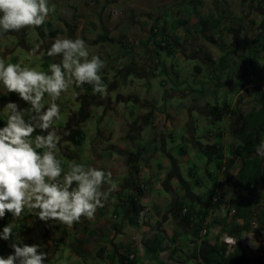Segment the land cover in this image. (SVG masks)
Listing matches in <instances>:
<instances>
[{"label":"crops","instance_id":"crops-1","mask_svg":"<svg viewBox=\"0 0 264 264\" xmlns=\"http://www.w3.org/2000/svg\"><path fill=\"white\" fill-rule=\"evenodd\" d=\"M73 1L49 0V7L55 10L41 28L34 29L36 34L27 39L36 43L33 46L25 39L32 28L0 36V58L6 64L20 63L17 51L24 50L33 59V62L25 60L26 63L47 72L50 64L60 60V57L46 54L54 40L81 38L88 47L89 58L96 55L105 61L106 66L99 74L108 86V95L101 98L100 94H93L89 84L80 88L73 85L68 92L70 98L72 92L79 93L77 99L71 98L74 114L67 121L56 122L55 127L61 135L64 131L70 133L59 145L66 169L68 162L74 160L86 167L110 171L118 190L109 194L93 220L82 217L81 222L71 228L55 221L41 222L26 211L22 220L6 215L0 220V230L9 222L14 224V231H18L23 244H39L41 251L47 253L45 264H127V256L133 260L132 264H176L177 261L193 264L192 250L200 238L196 236L194 225L184 220L180 209L191 207L199 214L205 213V222L211 232L208 241H216L219 228L213 219L224 216L222 208L214 202L218 185L224 180L222 170L216 169L218 158L221 157L222 165H227L228 171L235 174L238 161L230 151L233 118L258 109L264 98V77L254 81L264 67L257 63L262 52L258 25L264 18V6L259 9L258 3L254 1L253 4L252 0ZM118 4L123 9H116ZM209 5L213 11L209 10ZM117 10L119 17L110 15ZM211 12L222 20V27L214 33L212 42L204 38L208 34L201 35L198 26L199 18ZM159 13L162 16L156 26L165 30L164 36L171 43L173 55L169 58L173 60L170 62H163L153 41H149L153 20L146 14L155 17ZM179 21H184V25L177 24ZM126 25L129 30L119 33ZM237 26H242L243 30L240 41L235 43L227 30ZM13 35L20 36L19 40ZM222 35L230 36L228 44ZM97 46L100 48L93 53ZM37 47L39 51L31 55V49ZM222 60L223 66L220 65ZM182 68L187 70L186 75L192 78L195 86L199 78L203 79L200 83L204 94L187 89L188 84L183 80L186 75L179 71ZM196 68L200 69L199 75L195 73ZM153 85H159L160 93L154 94ZM171 87L176 89L172 91ZM4 93L0 85L3 125L7 102L29 107L16 95ZM109 95L112 102L116 96L123 103L121 107L118 105L116 121L109 124L103 119L98 127L92 125L82 144L87 110L92 104L98 106L99 114L109 109ZM173 96L177 100L167 101ZM224 104L229 105L228 113L214 118L210 109ZM139 133L145 141L133 145ZM34 136L35 133L33 139ZM151 140L156 143L147 145ZM186 145L197 152L200 164H186L181 168L188 154ZM108 187L106 184L102 190ZM137 188L143 191L140 197L136 195ZM223 188L228 196L233 194L225 180ZM258 191L263 189L258 188ZM133 200L148 210L145 232H140L132 222ZM156 231L162 234L165 249L156 259L150 260L139 244ZM12 242L0 240V256L12 253L9 247Z\"/></svg>","mask_w":264,"mask_h":264},{"label":"clouds","instance_id":"clouds-1","mask_svg":"<svg viewBox=\"0 0 264 264\" xmlns=\"http://www.w3.org/2000/svg\"><path fill=\"white\" fill-rule=\"evenodd\" d=\"M54 10L49 0H0V36L41 28ZM38 51V47L33 48L30 54ZM46 54L60 57L59 62L48 66L47 72L21 67L20 63L6 64L0 58L4 94H14L29 106L22 108L14 101L4 105L6 123L0 126V220L8 214L22 220L27 211L41 222L55 221L71 228L82 217L93 220L118 185L110 171L86 167L74 160L68 162L65 171L56 153L64 136L70 133L64 131L61 135L55 127L61 119L57 101L73 85L80 88L84 84L92 85L93 94L106 97L108 86L99 74L106 65L99 56L89 58L81 38H56ZM78 96L71 93L73 100ZM257 154L264 158V142L258 146ZM106 184L109 187L102 190ZM15 227L9 222L0 230V240L13 241L9 245L12 253L0 256V264H45L47 253L39 244H23Z\"/></svg>","mask_w":264,"mask_h":264},{"label":"trees","instance_id":"trees-1","mask_svg":"<svg viewBox=\"0 0 264 264\" xmlns=\"http://www.w3.org/2000/svg\"><path fill=\"white\" fill-rule=\"evenodd\" d=\"M260 0H252L253 4ZM146 16L153 20V24L149 29V41H153V45L164 51L168 56L173 55L171 43L169 39L164 36L165 30L159 29L158 22L161 20L162 14L159 13L153 17L152 14H146ZM166 17L167 14H164ZM184 25V21H179L177 24ZM175 24V25H177ZM173 25V28L175 27ZM201 35L209 41L214 40V33L221 29L222 20L214 13H210L207 17L201 18L198 21ZM260 30L259 35V48L264 51V18L258 25ZM172 28V27H171ZM243 30L242 26L228 29V33L231 35L233 42L238 43L240 41V33ZM157 37L160 39L157 40ZM221 66L224 65L223 60ZM47 67V66H46ZM196 74H200V69H195ZM258 77H264V67L261 69L259 76H256L254 81L260 80ZM105 84V81H103ZM238 87H242L241 85ZM260 90V87H257ZM92 90V85L89 88ZM214 118L219 119L222 114L228 113L229 105L224 104L222 106H214L210 109ZM234 122L230 128V135L233 139V143L230 144V151L232 155L237 157L238 167L235 174L228 171L227 165H222V158H218L216 164L217 171L222 170L224 173V180L233 192L231 196H228L223 188V182H220L216 190L217 194V206L221 207L225 203L224 216L222 218H214L213 223L218 229V235L215 242H209L208 235L201 237L199 234L200 227L205 222L207 215L200 213L191 207H186L187 212L182 213V207L180 209L181 214L184 216L186 222L193 224L196 236H199L200 241L193 248L192 260L193 264H251L249 256L243 249L240 239L249 232H253L258 238L264 239V158L257 154V148L264 142V98L261 99V104L258 109H251L245 115H236L233 118ZM3 125L0 121V126ZM156 141L151 140L149 146H152ZM79 144V142H78ZM154 151L157 149L154 146ZM223 167V169H222ZM210 179H214L209 176ZM262 187L263 192H259L258 188ZM137 196H142L143 191L137 188ZM134 215L132 222L135 225L138 212L143 207L137 205L135 200L132 201ZM233 211V212H232ZM232 212V213H231ZM256 227L253 228L252 225ZM222 235H228L237 239L235 246L232 250H227L226 246L219 242V237ZM163 236L160 232H154L151 236L143 240V246L146 256L150 260L156 259L159 253L165 248L162 246ZM173 255V252H170ZM132 264L133 260L126 257ZM176 264H183L182 261H177ZM259 264H264V259L259 261Z\"/></svg>","mask_w":264,"mask_h":264},{"label":"rangeland","instance_id":"rangeland-1","mask_svg":"<svg viewBox=\"0 0 264 264\" xmlns=\"http://www.w3.org/2000/svg\"><path fill=\"white\" fill-rule=\"evenodd\" d=\"M70 1V0H69ZM77 1H81V0H75V1H73V2H77ZM66 4H68V2H66ZM209 7V10H212L213 11V9H212V6L211 5H209L208 6ZM123 9V7H122V5L121 4H118L117 6H116V9ZM204 8H205V6H204ZM115 9V10H116ZM117 13H118V15H119V12H118V10H117ZM199 16V15H198ZM117 17H119V16H117ZM57 19V17L54 15V21H57L56 20ZM199 19H201V17L199 18ZM106 20H107V18H106ZM105 21V20H104ZM129 30V25H126V27H124V28H122V29H120V31H119V33H124V32H127ZM22 31V30H21ZM20 31V32H21ZM36 33L34 32V29L32 28V30H30V31H28L27 32V36L25 37V39L27 40V39H29V37H32V35H35ZM222 39H224L223 41L226 43V44H228L230 41V36H223L222 35V37H221ZM264 38V37H263ZM8 40L9 41H11L12 39H11V37H9L8 38ZM25 40V41H26ZM27 43H28V45H35L36 43L35 42H31L30 40H27ZM101 43V42H100ZM105 44V43H104ZM104 47H108V46H104ZM100 47L99 46H97V48L96 49H93V53H96L97 52V50L99 49ZM91 50V49H90ZM18 53H19V58L21 59V61L22 62H20V64H21V67H24V66H28V67H30V68H33V66L31 65V64H28V63H26V61L25 60H28L29 62H33V59H32V57H29V56H27L25 53H24V50L23 51H20V50H18L17 51ZM157 53H158V55H159V57L162 59V61L163 62H170V61H172L173 59H171V58H169V56H167L166 54H165V52H163L162 50H159V49H157ZM260 53H261V59H257V63L259 64V62L262 64V65H264V62L262 63V61L261 60H264V51L262 50V52L260 51ZM190 61H187V63H189ZM36 69H37V67H36ZM39 70H42V69H40L39 68ZM43 71V70H42ZM180 72H183V74H185L186 75V73H187V70H184L183 71V68L182 69H180L179 70ZM186 71V72H185ZM190 76L188 75H186V77H184L183 78V80H184V82L186 81V83L188 84L187 85V89L189 88V89H192V90H194L195 91V93L197 92V94H204V89L202 88V84L200 83V81L201 80H203V79H200L199 78V80H197V86H195V84H194V82L192 81V78H189ZM227 81H228V78L226 79ZM151 82L154 84V81L153 80H151ZM144 87H147V86H144ZM226 88H228V89H230L229 88V86H228V84H226ZM135 89V87L134 88H132V90H134ZM153 90H154V94H158V93H160V91H161V89L159 88V85L157 86V85H153V88H152ZM176 89V87H171V90L173 91V90H175ZM178 89V88H177ZM227 95H231L230 94V92L229 93H227ZM115 99H116V96L114 97ZM172 100H177L176 99V97H174L173 96V98H171V99H169V100H167V101H172ZM120 103V102H119ZM120 105V107L123 105V103H120L119 104ZM70 106H74V102H72V101H70ZM61 119H62V115H61ZM60 119V120H61ZM59 120V121H60ZM59 121H57V122H59ZM91 128V127H90ZM178 142H180L179 141V139L177 140ZM203 142H205V140H203ZM176 145V144H175ZM187 146V148H188V154H187V158L186 159H184L183 161L184 162H182V164H181V168H185V166H186V164H188V165H192V164H200V157L198 156V154H197V152L196 151H194L193 149H191L190 147H189V145H186ZM175 149L177 150V149H179V146H177V147H175ZM184 173V172H183ZM259 189H261L262 190V187H259ZM263 192V191H262ZM252 243H253V245H254V250L251 252V254H248V256H249V261H250V263L251 264H259V261H261V260H263L264 259V239H260V238H258V237H255V239L252 241ZM94 264H97V262H95ZM98 264H99V262H98Z\"/></svg>","mask_w":264,"mask_h":264},{"label":"water","instance_id":"water-1","mask_svg":"<svg viewBox=\"0 0 264 264\" xmlns=\"http://www.w3.org/2000/svg\"><path fill=\"white\" fill-rule=\"evenodd\" d=\"M12 37L15 38L16 40H19L20 38V36L18 35L17 36L13 35ZM70 101H71V98H70L69 93L63 94L61 98L57 101V103L60 105V112L62 115V119L60 121H62L63 119L67 121L69 117H72V115L74 114V112L73 113L71 112L72 108L70 106ZM108 102H109L110 108L105 111H102L100 114L98 113L99 111L98 106L94 104H92L87 110V116L85 118V120L87 121L86 123L87 126H86V130L83 132V134H81L82 144H83V141L85 140L86 131L89 130L92 125L98 127L100 123H103V119H106L105 122L109 124H112L116 121V115L119 112L118 105H119L120 100L116 97V99L114 98L112 102L111 97L109 95ZM106 111L108 112V115H106ZM143 138L144 137H142L140 133L137 134V137L132 141L133 145H135L136 142L139 143V142L145 141V139ZM149 142L150 141H148L147 145H149ZM56 158L61 161L62 166L64 167L65 171H67L65 167V162L63 161V158H65V156L61 152L60 148H59V151L56 153ZM59 158H62V159H59Z\"/></svg>","mask_w":264,"mask_h":264},{"label":"built area","instance_id":"built-area-1","mask_svg":"<svg viewBox=\"0 0 264 264\" xmlns=\"http://www.w3.org/2000/svg\"><path fill=\"white\" fill-rule=\"evenodd\" d=\"M117 14L118 13L115 12V11L112 12V16H116ZM214 202H217V199H214ZM139 206L143 207L142 205H139ZM221 208L224 211V209L226 208L225 203L222 204ZM186 212H187V208L184 207L182 209V213L184 214ZM147 213H148V210L146 208H144V207H143V209H141L138 212L135 226L140 229V232H145L147 230V226H146ZM252 227L255 228L256 225L253 224ZM210 233L211 232L208 229V223L203 222L201 224V227H200L199 235L201 237H205L206 235H208V237H209ZM229 237L231 238V240L228 239ZM255 237H257V236L253 232H249V233H247L246 235H244L239 240L240 243H241V245H242V247H243V249L245 250V252L247 254H251V252L254 250V245H253L252 241L255 239ZM232 240H234V241L237 242V239L236 238L231 237V236H228V235H222L221 237H219V242L222 243V244H224L226 246L227 250H232V248L235 246L236 243L231 242ZM139 248L141 250H144V246H143L142 243L139 244Z\"/></svg>","mask_w":264,"mask_h":264},{"label":"flooded vegetation","instance_id":"flooded-vegetation-1","mask_svg":"<svg viewBox=\"0 0 264 264\" xmlns=\"http://www.w3.org/2000/svg\"><path fill=\"white\" fill-rule=\"evenodd\" d=\"M258 4H257V8H259L260 9V7H261V5H263L264 6V0H260V1H258L257 2ZM178 97H181L180 95H178ZM79 111H81L82 112V108H80V110ZM84 113V112H83Z\"/></svg>","mask_w":264,"mask_h":264}]
</instances>
